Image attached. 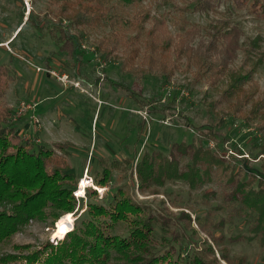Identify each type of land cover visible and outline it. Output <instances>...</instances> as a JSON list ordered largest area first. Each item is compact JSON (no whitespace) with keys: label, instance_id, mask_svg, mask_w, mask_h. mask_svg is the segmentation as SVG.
Listing matches in <instances>:
<instances>
[{"label":"rangeland","instance_id":"rangeland-1","mask_svg":"<svg viewBox=\"0 0 264 264\" xmlns=\"http://www.w3.org/2000/svg\"><path fill=\"white\" fill-rule=\"evenodd\" d=\"M177 4L184 6L181 1ZM108 5L117 8L115 1ZM49 6H53L49 0H0V65L9 67L14 76V82L0 97V124L13 123L9 116L4 118L3 110H15L20 120L14 122L23 137H37L52 148L63 144L65 151L58 155L71 166L70 172L77 184L87 169L92 179L96 172H103L101 159L108 168L111 166L107 187L102 191L97 186L90 188L96 195H85L77 200L74 211L65 213L74 216L63 221L74 217L73 228L80 226L87 217L84 212L90 202L106 206L105 202L117 192L119 200L128 199L140 207L136 213H128L112 223L108 218L102 220L109 233L117 238L130 239L137 228L149 222L151 238L156 241L153 253H163L159 251L163 237L178 233V244L185 248V254L202 252L210 245L215 256L204 249L209 261L217 258L219 264H264V223L258 232L250 230L259 211L247 202L242 205L241 200L234 207L226 201L231 193H236L232 188L240 182L256 193L264 192V58L258 63L255 57L264 53V18H256L247 8H238L232 2L221 4L217 11L210 13L176 11L174 2L169 0H140L134 8V11L151 14L150 20L144 23L146 30L152 28L153 20L162 21V32L168 38L177 40L189 29H197V38L189 44L195 49L201 41L208 44L213 39L215 32L211 25L228 19L244 34L241 40L246 43L258 40V47H249L252 52L249 58L241 51L230 65L240 75L251 72L252 80L243 86L250 94L249 103L235 113L234 108L233 111L220 110L226 106L224 102L213 110L210 108L230 84L227 74L213 76L218 68L200 72L189 66L184 56L181 59L173 56L171 49L167 58L177 65L168 67L170 77L164 79L156 70L149 71L146 77L135 75L124 67L123 50L105 58L94 51L97 40L111 34L107 21L102 22L99 30L82 38L69 20L50 16ZM62 29L66 39L76 42L72 54L63 51L52 38L51 33L56 39ZM124 31L132 38L133 33L128 28ZM218 45L221 51L222 41ZM212 61L217 62L218 58ZM139 62L137 59L136 67ZM52 71L67 75L69 82L64 84L51 75ZM79 78L83 80L80 89L71 85ZM164 97L166 101H162ZM23 103L36 106L19 113ZM181 143H202L213 148L223 163L221 169L213 167L214 172L218 169V176L213 175V181L195 185L179 179L158 184L145 179L142 187L135 169L141 154L162 152L175 159L173 153L179 157L175 147ZM122 160H130V163L119 162ZM187 165L182 161V166ZM114 166L116 169L112 168ZM229 166L235 167L240 175L233 185L229 184V171H224ZM238 168L244 170L238 172ZM259 204L264 210L262 202ZM231 207L237 215L229 217ZM65 214L56 222L53 219L30 221L22 232L1 246L0 256L10 258L0 264H45L64 241V238H54V231ZM258 218L264 220V214ZM173 246L177 255V244ZM221 250L233 263L220 259L218 251Z\"/></svg>","mask_w":264,"mask_h":264},{"label":"trees","instance_id":"trees-1","mask_svg":"<svg viewBox=\"0 0 264 264\" xmlns=\"http://www.w3.org/2000/svg\"><path fill=\"white\" fill-rule=\"evenodd\" d=\"M111 1L116 2L117 8H113V5L110 6L111 8L109 7L108 3ZM139 1L49 0L53 6H49L48 13L57 20L64 18L69 20L71 26L77 30L79 37L82 38L99 30L102 27V22L107 21V24L112 28L111 34L97 40L95 50L100 52L104 58L123 50L124 67L135 75L146 77L149 71L156 70L164 79L170 77L171 72L167 73L168 67L175 68L177 65L175 61L170 62L167 58L171 49L174 52L173 56L177 59L184 56L189 60V66L196 67L200 72L206 70L208 73L214 68H218L213 76L217 73L227 74L230 84L227 90H224L220 95V100L212 103L211 110L224 102L226 106L220 110L226 112L227 110L233 111L234 108L235 113L241 112L243 105L249 103L250 94L244 90L243 86L252 81L251 72L240 75L239 71L230 68V65L238 58V53L241 51L249 58L250 53H252L249 47H258V40L251 41V43L241 40L240 38L244 34L238 26L232 25L231 20L228 19L211 25V30L215 32L213 39L208 44L201 41L195 49L189 46L197 38L198 32L195 28L186 31L183 36H178L177 40L165 36L162 32L164 26L162 21L153 20L152 28L146 30L144 23L150 20L151 14L144 10L134 11ZM169 1L174 2L176 11L184 13L215 12L221 4L232 2L238 8H247L248 13L256 18H264L263 0ZM178 1H181L184 6H178ZM125 28L133 33L132 38L126 36L128 32L124 31ZM58 32L61 33L60 36L55 39V34L51 33L52 38L61 46L63 51L72 54L75 51L76 42L69 38L66 39L67 36L63 35V29ZM79 37L78 40L82 39ZM219 41H222L221 51H218ZM255 57H257L258 63H261L264 53L255 55ZM214 58H218V61L213 62L212 59ZM137 59H140L138 67L135 66ZM13 82L14 76L9 67L0 65V97L6 94ZM174 94L176 95V93ZM2 113L5 114L4 118L9 116L13 123L0 124V248L13 235L22 232L30 221L46 222L53 219L56 222L61 214L72 213L77 200L80 201L74 195L77 189V180L70 172L71 166L67 164L65 158L58 155L59 152L65 151L63 144H56L52 148L39 141L37 137L34 139L23 137L14 122L20 120L17 117V112L10 109L3 110ZM224 119L223 117L222 121ZM175 151L178 152L179 156L177 158L173 153L175 159H171L162 152L141 154L135 169L142 187L145 179L153 184L173 179L189 181L191 185L202 181H213V175L218 176L217 170L223 167V163L217 158L215 150L210 146H203L202 143H181L175 147ZM101 160L100 165H103V172H96L93 175V180L95 184H98L95 186L103 188L107 187V176L110 174L108 169L111 166L108 168L106 163ZM130 160L134 162L136 159ZM130 160L119 162L128 165ZM182 161L187 162L188 165L182 166ZM119 162L113 163L120 164ZM214 166L218 167L215 172L213 171ZM112 168L116 169V166ZM226 169L224 171L230 173L229 184L233 185L236 177H240V175H237L235 167L229 166L228 170ZM237 170L242 172L244 168ZM243 183L240 182L232 188L236 193H231L226 201H229V206L234 207L241 200L242 205L247 202L252 208H256L257 212L259 211L253 226H250V230L256 233L264 223V220L260 221L258 218L264 214V210L260 209L259 206L260 202H262L261 206H264V192L256 193L255 190L249 189L247 184ZM116 193L113 192L112 199L105 202L106 206L90 202L84 212L87 213V217L81 221L80 226L73 228L74 222L66 226L64 241L60 243L45 264H219L217 258L213 261L205 258L204 249L212 251V255L215 256L210 245H206L202 252L194 251L191 254H185V248L178 244V236H180L178 233H169V237H163L159 250H163V253L158 251L153 253L156 241L151 238L152 228L151 224H148L149 222H145L143 227L137 228L130 239L125 237L120 239L117 238V235H111L105 226V222L102 221L103 219L108 218L112 223V220L117 221L128 213L133 214L140 210V207L131 200H119ZM87 195L88 197L96 195V191L89 189L86 192ZM232 207L231 213L228 214L229 217L237 215ZM68 216L74 215L65 214L63 218L60 217L59 222ZM176 244L178 254L174 255L173 245ZM167 248L172 249L167 250ZM113 252L116 253L115 256ZM218 254L221 260L233 263L224 250L218 251ZM7 258L10 257L1 255L0 261Z\"/></svg>","mask_w":264,"mask_h":264},{"label":"built area","instance_id":"built-area-1","mask_svg":"<svg viewBox=\"0 0 264 264\" xmlns=\"http://www.w3.org/2000/svg\"><path fill=\"white\" fill-rule=\"evenodd\" d=\"M93 51V50H92ZM94 51H95V48H94ZM96 52V51H95ZM40 69L38 68V71H39ZM51 75L52 76H54V77H56V78H58V80H61L62 82H64V84L66 83L67 84V82H69V80H68V76L67 75H59V74H56V72L55 71H52L51 72ZM83 82V80H80V78L79 79H77V81L76 82H74L73 84H71L72 86H74L75 88H82L80 85H81V83ZM83 90V89H82ZM165 90H166V88H165ZM168 90V89H167ZM168 96H171V91L170 90H168ZM162 101H166V97H164L163 99H162ZM36 106V104H34L33 106H31V105H25L24 103L22 104V106H21V109L18 111L19 113H26L27 111H29V110H32V109H34V107ZM31 120H34V117L33 116H31ZM36 123H39V121H38V119L36 120ZM85 176H83V178L80 180V182H79V184H77L78 185V187H77V189L75 190V192H74V195H75V197L77 198V199H81V198H85V195H86V191L88 190V189H90V188H95V185H94V182H93V179L92 178H90L89 176H88V169L86 170V173L84 174ZM83 179H86V182H87V185H86V187H85V192L84 193H80V184H81V182L83 181Z\"/></svg>","mask_w":264,"mask_h":264},{"label":"bare ground","instance_id":"bare-ground-1","mask_svg":"<svg viewBox=\"0 0 264 264\" xmlns=\"http://www.w3.org/2000/svg\"><path fill=\"white\" fill-rule=\"evenodd\" d=\"M86 184H87L86 179H83V181L80 184V190H79L80 193L85 192ZM98 189L102 191V188H98ZM66 221L59 222L58 226L56 227L54 231V238H59V239L65 238L66 224L74 222V217H69L67 218Z\"/></svg>","mask_w":264,"mask_h":264}]
</instances>
